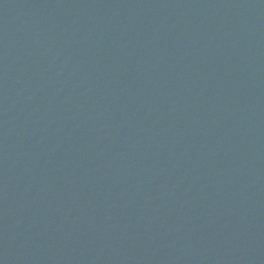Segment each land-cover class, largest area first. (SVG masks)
Returning <instances> with one entry per match:
<instances>
[{"label": "water", "instance_id": "95a60500", "mask_svg": "<svg viewBox=\"0 0 264 264\" xmlns=\"http://www.w3.org/2000/svg\"><path fill=\"white\" fill-rule=\"evenodd\" d=\"M0 264H264V0H0Z\"/></svg>", "mask_w": 264, "mask_h": 264}]
</instances>
